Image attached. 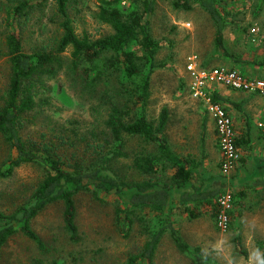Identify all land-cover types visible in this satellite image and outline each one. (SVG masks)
<instances>
[{
    "label": "trees",
    "instance_id": "16d2710c",
    "mask_svg": "<svg viewBox=\"0 0 264 264\" xmlns=\"http://www.w3.org/2000/svg\"><path fill=\"white\" fill-rule=\"evenodd\" d=\"M124 1H127L126 5H123ZM100 2L97 17L112 28L110 33L98 38H92L87 33L79 35L69 12L71 0H55L54 12L59 20L60 36L51 50L46 47L30 52L24 49L16 21L28 18L35 10L46 9L49 0H20L8 10L6 20L11 30L6 36V47L11 74L6 95L0 101V133L11 152L1 174L10 176L22 164L32 163L40 166L44 175L29 201L12 213L0 210V252L13 235L21 232L42 253H47L48 247L32 222L48 205L57 201L64 204L65 231L72 241H79L76 196L89 191L95 197H100L101 193L117 197L115 225L123 238L130 236L137 221L142 235H146L137 252L109 264H155L159 245L166 233L170 234L180 251L188 254L190 264H217L212 257L202 253L201 246H192L184 239L171 216L178 209L188 219L210 216L216 223L220 208L218 199L231 190V229L238 216L236 210L244 207L248 196L245 187L239 186L236 190L230 187V183H234V176H237L232 174L233 171H239L238 164L230 174L223 173L221 154L219 166L227 180L213 183L209 175L206 181L200 169L204 166L205 154L201 158L192 154L183 155L171 145L167 134L170 118L168 107L162 108L157 121L148 116L152 75L164 65L158 58L161 40L154 36L151 26L158 1ZM172 6L185 10L195 6L203 8L215 28L212 55L235 62L228 66L230 68H237L250 76L264 77L253 73L251 68L249 72L247 67L250 64L264 66V59H243L241 54H236L227 45L228 0H172ZM68 50H71L70 56L66 55ZM202 66L208 68V63ZM61 70L75 91L99 101L98 113L104 125L103 142L91 146L92 149L87 152L88 158L75 159L71 163L59 154L58 149L40 146L33 139L25 138L22 131L26 123L25 115L48 102V99L38 96V86L44 87L47 80L57 76ZM185 83L188 86V82ZM219 86L210 92V96L232 117L227 105L233 101L218 89ZM234 128L236 130L235 122ZM236 133V144L242 151L250 139ZM133 137L139 139L143 147L130 153L128 140ZM217 145L220 150L218 134ZM129 157L132 159L129 167L142 178L134 179L116 166L117 162ZM240 161H244L243 156ZM247 186L252 187V184ZM237 241H240L239 237ZM255 244L261 252L258 264H264V239L257 240Z\"/></svg>",
    "mask_w": 264,
    "mask_h": 264
},
{
    "label": "rangeland",
    "instance_id": "374dc122",
    "mask_svg": "<svg viewBox=\"0 0 264 264\" xmlns=\"http://www.w3.org/2000/svg\"><path fill=\"white\" fill-rule=\"evenodd\" d=\"M20 0H0V101L2 102L10 80L11 64L6 47V36L11 30L7 24L8 10ZM157 9L151 20L152 32L161 40L158 54L164 63L152 75L151 97L148 116L158 120L164 106L170 111L167 134L173 148L180 154L201 158L200 169L206 181L211 175L213 183H222L223 176L219 162L220 150L215 139L212 119L203 101L189 93L186 63L193 55L201 65L208 67L236 64L225 58L212 55L215 28L209 14L200 6L191 10L175 9L172 0H157ZM55 0H49L44 10H35L28 18L17 19L16 24L23 37L24 49L51 50L60 36L59 20L55 15ZM127 1L123 2L126 5ZM100 0H71L69 12L79 35L87 33L98 38L110 33L112 28L97 17ZM229 23L225 30L228 47L247 60L264 59V0H228ZM256 30H253V29ZM71 50L66 52L70 56ZM239 65H237L238 67ZM241 67V66H240ZM239 67V68H240ZM256 75L264 76V66H247ZM66 74L61 70L45 86H38V96L48 99L35 110L25 115L23 134L40 146L48 145L58 149L67 162L88 158L87 152L104 137V125L99 115V101L75 91ZM224 95L230 97L229 112L236 119L245 116L254 122L264 119L258 112L264 111L261 103L253 98H245L242 90L219 86ZM253 93V92H250ZM256 95V94H255ZM39 97L38 100H39ZM264 102V98H262ZM97 107V110H96ZM263 107V108H262ZM241 122V121H240ZM259 134V133H258ZM260 135V134H259ZM143 147L137 138H129L127 149ZM204 149V151H203ZM11 148L0 133V210L14 212L30 197L42 179L44 172L40 166L25 163L17 167L12 175L4 176L1 170L9 157ZM131 157L117 162L116 166L132 178L135 175L129 167ZM243 166L241 165V168ZM245 173V172H244ZM234 183L230 187H245L248 196L244 207L237 209L238 216L228 231L217 228L210 216L188 219L186 214L176 209L172 213L175 226L184 239L192 246L199 245L202 253L212 257L217 264H258L261 252L256 241L264 239V185L263 188L248 187L253 184L249 173L239 174L234 170ZM264 179V175L259 180ZM95 197L92 192L83 191L76 196V222L80 229V240L74 242L64 229L62 201L48 205L32 222L34 229L45 241L48 252L42 253L38 246L21 232L13 235L0 252L1 264H109L124 260L137 252L146 235H142L140 223H135L128 238H123L116 229L115 208L117 197L101 193ZM237 237L240 241H237ZM155 264H190L188 254L178 249L169 233L163 236L159 245Z\"/></svg>",
    "mask_w": 264,
    "mask_h": 264
},
{
    "label": "built area",
    "instance_id": "2783aa9c",
    "mask_svg": "<svg viewBox=\"0 0 264 264\" xmlns=\"http://www.w3.org/2000/svg\"><path fill=\"white\" fill-rule=\"evenodd\" d=\"M186 71L189 93L195 99L204 101L209 115L215 122L222 154L221 169L223 173L230 174L239 163L242 153L236 144L237 133L233 118L221 104L212 100L210 92L216 86L223 85L235 90L253 92L264 98V77L250 76L237 68L224 65L206 68L199 63L196 55L187 61ZM257 124L264 131V120H259ZM232 200L231 190L223 193L218 199L220 208L216 224L222 231H228L230 227L229 210L232 208Z\"/></svg>",
    "mask_w": 264,
    "mask_h": 264
},
{
    "label": "crops",
    "instance_id": "0c3cea01",
    "mask_svg": "<svg viewBox=\"0 0 264 264\" xmlns=\"http://www.w3.org/2000/svg\"><path fill=\"white\" fill-rule=\"evenodd\" d=\"M221 86H223V85H221ZM241 96L242 97L244 96L247 99L253 98L257 103L258 102L261 103V105L264 107V102L262 100L263 97H261L257 94L255 95L254 93L244 92ZM259 113L262 115V113H264V111L260 110L258 112V114ZM210 118L212 119L211 116H210ZM261 120H264V119H261ZM212 121H213V124L211 125V127H213L214 134H216L215 139L217 140L215 122L213 119H212ZM258 121L254 122L252 120V118H248L245 116L244 121L242 119L241 120L236 119L235 126H236V131L238 132V134L242 133V134L246 135V137H249V139H250L248 145H246V147L241 149L242 150L241 153H242L244 161H239V163L237 165V168H239L238 172H239V174L241 173L242 175L245 173H249L250 175H248V176L250 178H251V176L255 175L253 178H255L256 180L252 179L253 180L252 186L253 187L258 186L257 189H261V188H263V185H264V179L259 180L260 176L264 175V162H263V159H264V135L262 134V133H264V131L258 127V124H257ZM220 156H221V152H220ZM241 165L243 166L242 168H241ZM257 182H259V184H257ZM247 184H249V183H247Z\"/></svg>",
    "mask_w": 264,
    "mask_h": 264
}]
</instances>
